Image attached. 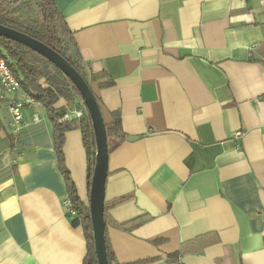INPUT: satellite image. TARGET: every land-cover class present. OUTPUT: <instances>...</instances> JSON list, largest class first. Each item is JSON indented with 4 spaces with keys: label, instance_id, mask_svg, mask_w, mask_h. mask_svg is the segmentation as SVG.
<instances>
[{
    "label": "crops",
    "instance_id": "obj_1",
    "mask_svg": "<svg viewBox=\"0 0 264 264\" xmlns=\"http://www.w3.org/2000/svg\"><path fill=\"white\" fill-rule=\"evenodd\" d=\"M56 6L98 76L106 126L119 113L126 134L105 191L116 264H264V0ZM12 129L0 100V264H84V229L63 206L67 176L89 202L81 130L65 134L60 166L44 106Z\"/></svg>",
    "mask_w": 264,
    "mask_h": 264
},
{
    "label": "trees",
    "instance_id": "obj_2",
    "mask_svg": "<svg viewBox=\"0 0 264 264\" xmlns=\"http://www.w3.org/2000/svg\"><path fill=\"white\" fill-rule=\"evenodd\" d=\"M36 7L37 11L32 12L29 0H0V25L26 34L59 53L71 63L91 86L93 82L98 80V76L89 72L85 67L74 34L68 28L65 18L58 10L56 0H37ZM0 54L7 61L12 73L20 82L23 94L41 102L53 121L54 145L60 166L63 161L65 134L71 129L79 128L81 130L89 152L88 189L90 194L96 162V141L92 121L79 90L50 61L21 44L0 38ZM109 85L110 83L100 84L101 87ZM61 99L67 101L69 106L79 103V107L76 108H80L82 104L85 110V117L79 122H61L60 120L72 111L67 112V110L61 108H55ZM106 130L110 155L126 140V134L119 113L114 114V123L106 126ZM66 178L69 197L77 211V217L74 219L73 224L81 226L87 238V254L84 264H98L93 239L90 204L89 202L86 204L80 201L76 196L73 182L69 176ZM106 215L107 208L105 206V237L108 259L110 264H116L114 254L111 252L107 241ZM170 259L175 262L177 255L170 256Z\"/></svg>",
    "mask_w": 264,
    "mask_h": 264
},
{
    "label": "water",
    "instance_id": "obj_3",
    "mask_svg": "<svg viewBox=\"0 0 264 264\" xmlns=\"http://www.w3.org/2000/svg\"><path fill=\"white\" fill-rule=\"evenodd\" d=\"M0 38L21 44L46 58L73 82L81 94L92 121L96 141V162L89 194L93 239L98 264H110L106 246L104 219L109 164L108 138L102 110L92 87L69 61L42 42L3 25H0Z\"/></svg>",
    "mask_w": 264,
    "mask_h": 264
},
{
    "label": "built area",
    "instance_id": "obj_4",
    "mask_svg": "<svg viewBox=\"0 0 264 264\" xmlns=\"http://www.w3.org/2000/svg\"><path fill=\"white\" fill-rule=\"evenodd\" d=\"M21 91L22 88L20 82L12 73L7 61L0 54V100L7 101L8 110L12 117V131L15 135H19L21 133L24 120V110L34 105L43 106L41 102L28 96L22 99H12V97L9 98V96H13ZM84 117L85 110L84 106L81 104L80 108H76L70 113H67L60 121H80ZM236 135H240V133ZM63 206L68 217H77V211L70 197L64 200Z\"/></svg>",
    "mask_w": 264,
    "mask_h": 264
},
{
    "label": "rangeland",
    "instance_id": "obj_5",
    "mask_svg": "<svg viewBox=\"0 0 264 264\" xmlns=\"http://www.w3.org/2000/svg\"><path fill=\"white\" fill-rule=\"evenodd\" d=\"M31 6H32V12L37 11L36 2L37 0H29ZM78 197V196H77Z\"/></svg>",
    "mask_w": 264,
    "mask_h": 264
}]
</instances>
